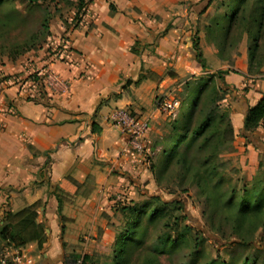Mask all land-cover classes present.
<instances>
[{
	"label": "crops",
	"instance_id": "crops-1",
	"mask_svg": "<svg viewBox=\"0 0 264 264\" xmlns=\"http://www.w3.org/2000/svg\"><path fill=\"white\" fill-rule=\"evenodd\" d=\"M207 2L93 1L85 17L94 20L95 27L90 29L83 23L70 32V48L74 52L65 63L50 64V73L39 75L45 98L41 99L40 83L28 80L18 85L4 78L7 72L0 73V79H4L0 80V227L7 213L37 206V222L43 225L47 236L42 261L32 256L38 250L36 243L18 249L36 264H65L69 259L62 258L66 250L62 249L61 240L70 242L73 227H84L86 210L97 207L96 200L107 195L103 191L110 190L115 176L120 179L125 171L133 172L140 166L127 137L107 122L108 114L115 109H128L151 120L157 118L154 114L141 115L140 107L153 81L145 77L138 81V63L145 60V54L141 55L143 49L133 53L132 48H136V41L145 47L150 45L148 33L160 25L152 22L145 27L135 23L142 17L136 10L140 9L143 15H160L163 26L169 24L156 52L159 56L177 57L186 70L191 67L199 71L198 50L202 53L207 42L198 20ZM111 4L115 12L110 9ZM207 51L209 54L203 58L209 63L216 59L217 51L213 45H208ZM245 67L240 74L226 77L232 125L236 134L243 135L244 118L262 97L252 101L254 97L251 99L242 91ZM94 124L98 133L92 132ZM249 134L243 137L251 143L252 151L261 152L264 132L251 133L259 137L260 144L248 141ZM72 197L78 200L69 203ZM0 244L5 245L1 241ZM5 251L15 250L7 247ZM3 252L2 256L6 253Z\"/></svg>",
	"mask_w": 264,
	"mask_h": 264
},
{
	"label": "rangeland",
	"instance_id": "rangeland-1",
	"mask_svg": "<svg viewBox=\"0 0 264 264\" xmlns=\"http://www.w3.org/2000/svg\"><path fill=\"white\" fill-rule=\"evenodd\" d=\"M93 1L95 0L85 1V15L81 22L89 25L90 29L95 27L94 20L87 19L85 16L89 13V6ZM144 1L155 3L158 0ZM219 1L208 0L207 4L200 10L198 20L200 30L203 31L205 25L216 14ZM39 5L42 8L49 7L53 19L50 36L37 42L36 49H31V51L21 55L17 54L19 48L25 47L26 51L29 49L30 38L41 29V11L39 9L30 10L29 3L25 0H15V8L22 14V18L25 19L24 22L13 27L10 34L0 36V48L7 49L0 51V69H3V72L0 73L7 72L8 76L4 78L9 77L18 85H22L28 80L32 81L33 78H39L41 73L46 74L47 71L50 73L48 68L52 63L57 61L65 63L67 56L70 57L74 52L70 48V32L79 29L82 25L77 24L75 18L77 0H57V3L51 0H39ZM136 11L142 17L135 23L145 27L152 22L160 25L158 30L148 33L151 40L150 45L145 47L139 42V45L136 46L138 53L143 49L141 55L145 54V60L138 63L140 73L139 78L137 77L138 81L144 77L153 81L149 83V93L145 94V101L140 107L142 109L140 110L141 115L147 117L154 114L157 117L152 120L149 118L150 129L144 139L145 153L151 154L150 162L146 165L140 161V166L138 165L137 168L140 167L141 169L137 171L136 168L133 172L125 171L127 177L126 175L120 179L117 176L114 177V184L110 186V190L108 192L103 191L107 195L96 200L99 202L97 207L93 206L90 209L89 206V210H86L87 215L83 218L86 221L83 224L84 227H78V229L73 227L71 232L73 236L70 242L61 240L62 249L66 250L62 257L63 260H82L83 264H109L112 260L113 248L117 243V235L121 233L125 222L122 208L148 203L147 205L152 209L156 203L152 202L150 197L159 196L165 202L183 203L184 213H173L172 207H168L165 217L150 227L145 246L142 248L143 252L133 257L132 264H142L146 257V251L150 250L160 237L165 234L174 235L182 231L186 225L193 228V231L186 235L190 244L172 255H162L160 257L161 264H209L212 260L219 258L228 262L232 261L234 264H244L247 257L253 259L255 264H264V234L262 229L259 228L252 235L249 240L251 246L246 250L235 245L239 239L229 235L230 225L222 226L223 237L216 235L214 230H211L210 221L204 215L206 200L196 185V179L193 178L195 173L206 171L212 165L217 169V178H215L213 185H216L218 192L225 199H230L234 195L239 200L243 198L247 190L262 188L264 185V147L260 145L261 152L252 151L251 143H248L243 137L249 132H245L246 134L243 135L236 134L234 130L233 142L220 146L219 149L215 147V143L219 142V138L216 136L212 138L209 144L211 147H207L202 152L198 151L199 145L195 146L190 152V160L186 168H180L174 163L158 177L151 172V167L157 162L158 155L162 150V139L169 133L170 124L179 117L181 102L186 92V83L213 82L217 89L222 91L219 93L224 98L219 103L220 111L226 112L231 118L232 111L227 104L230 92L227 88L226 77L232 74H240L246 66V76L243 80L245 88L242 91L250 94L251 99L254 97L252 101L259 95H263L264 46L261 59L258 61L260 64L263 63L261 73L253 76L248 74L249 52L246 36L228 54L225 60L219 59L216 53L214 57L216 59L209 63L203 58L205 67L197 62L199 71L191 67L186 70L180 65L177 57H163L156 53L162 38L170 28L167 23H165V27L163 26L164 18L152 13L143 15L140 9ZM173 15L179 16L178 13ZM144 41L146 42L145 39ZM208 45L213 44L207 42ZM207 46L202 51L204 57L205 54H209ZM213 49L216 50L214 45ZM145 50L148 52L147 56ZM188 63L190 64L191 61L188 60ZM0 80L4 79L1 78ZM210 82L208 90L211 87ZM171 101L177 102L178 107L174 108L172 112L164 111L163 104ZM133 114L137 116L136 113L133 112ZM249 139L258 144L261 142L258 136L255 137L251 133L247 140L249 141ZM211 155L214 158L209 162L208 159ZM101 193L97 194L96 197ZM72 200L78 199L72 197L69 203ZM159 207L161 206L159 205ZM184 214L187 216L186 219L183 218ZM224 245H228V247L225 248ZM6 249L5 245L0 244V259L3 250L4 254ZM42 253V249L37 250L32 256H36L39 261H42Z\"/></svg>",
	"mask_w": 264,
	"mask_h": 264
},
{
	"label": "trees",
	"instance_id": "trees-1",
	"mask_svg": "<svg viewBox=\"0 0 264 264\" xmlns=\"http://www.w3.org/2000/svg\"><path fill=\"white\" fill-rule=\"evenodd\" d=\"M25 1L29 3L30 10L41 11L42 21L40 31L29 40V43L31 42L29 49L26 51L25 47L19 48L17 51L19 55L36 49L37 42L50 36L53 19L49 7L42 8L39 0ZM51 1L57 3V0ZM85 1L77 0L75 18L79 25L82 24L85 15ZM110 9L115 12L114 5L111 4ZM216 10V14L205 25L204 32L206 41L215 46L218 58L225 60L246 36L249 52L248 74L253 76L261 73L263 63L260 64L258 61L261 59L264 46L262 43L264 41V0H220ZM24 20L22 14L15 8V0H0V36L10 34L11 29L22 24ZM135 44L139 45V41ZM2 49L7 50L0 48V51ZM137 51L134 46L132 52L138 53ZM197 60L202 67H205V60L199 50ZM33 81L40 83L37 77L33 78ZM209 82L186 83L179 117L170 124L169 133L162 139V150L158 160L151 167L154 176H160L174 163L180 168H186L193 148L199 145V152L206 150L207 147H211L209 144L215 136L219 138V142L215 143L217 149L233 142L234 128L231 118L226 112L220 111L219 107V103L224 99L220 96L221 90L217 89L213 82H210L211 87L208 90ZM38 87L42 91L41 98H45L43 83L41 82ZM243 128L249 133L257 130L264 132V94L249 109L244 118ZM92 132L98 133L96 124L92 125ZM213 158L211 155L208 161L211 162ZM193 178L196 179V185L206 200L204 215L210 221L211 230H214L216 235L223 237L222 226L230 225L229 235L239 239L235 245L246 250L251 246L250 238L259 228L264 234V185L262 188L247 190L242 199L238 200L234 195L230 199H225L218 192L216 185H213L217 178V169L212 165L206 171L195 173ZM150 198L156 203L152 209L147 205L148 203L122 208L125 222L121 233L117 235V243L113 248L112 260L109 264H132L133 257L143 252L142 248L145 246L150 227L165 217L167 208L172 207L173 213L184 211L182 209L184 204L181 202H165L159 196ZM59 209L61 210V207ZM173 216L175 217V214ZM183 216L184 219L187 218L185 214ZM37 217L36 205L17 213H7L0 227V241L14 250L21 249L30 243H36L38 250L43 249L47 243V236L43 225L37 222ZM192 231L193 228L186 225L182 231L174 235L165 234L160 237L157 243L146 251L142 264H161L162 255H172L190 244L186 235ZM223 247L227 248L228 245ZM209 264L234 263L219 258L212 260ZM244 264L255 263L253 259L247 257Z\"/></svg>",
	"mask_w": 264,
	"mask_h": 264
},
{
	"label": "built area",
	"instance_id": "built-area-1",
	"mask_svg": "<svg viewBox=\"0 0 264 264\" xmlns=\"http://www.w3.org/2000/svg\"><path fill=\"white\" fill-rule=\"evenodd\" d=\"M178 107L175 101L163 104L166 112H172ZM107 122L119 129L127 137V144L136 158L146 165L149 164L151 154L145 153L144 139L150 129L148 118L136 116L128 109H115L107 116ZM0 264H36L34 259L20 250L6 252L0 259ZM65 264H83L82 260L67 261Z\"/></svg>",
	"mask_w": 264,
	"mask_h": 264
}]
</instances>
